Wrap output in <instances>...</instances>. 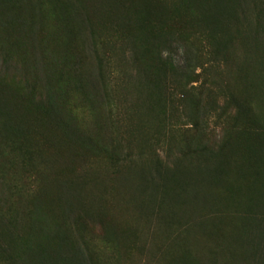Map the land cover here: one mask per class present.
Returning <instances> with one entry per match:
<instances>
[{
  "label": "rangeland",
  "instance_id": "rangeland-1",
  "mask_svg": "<svg viewBox=\"0 0 264 264\" xmlns=\"http://www.w3.org/2000/svg\"><path fill=\"white\" fill-rule=\"evenodd\" d=\"M211 3L17 0L0 51L20 73L4 82L45 103L35 43L83 45V70L100 60L105 71L101 99L92 108L70 91L66 113L86 138L97 116L102 142L49 148L4 132L0 112V264H264V0ZM136 21L175 36L160 51L179 65L183 43L197 82L184 90L167 72L154 94L127 39Z\"/></svg>",
  "mask_w": 264,
  "mask_h": 264
},
{
  "label": "trees",
  "instance_id": "trees-1",
  "mask_svg": "<svg viewBox=\"0 0 264 264\" xmlns=\"http://www.w3.org/2000/svg\"><path fill=\"white\" fill-rule=\"evenodd\" d=\"M10 1L12 2L9 3ZM210 2L213 3H211V7L215 11L217 7L221 8L226 4H233L234 0H210ZM7 6H10V8L5 12ZM17 7V0H0V33L3 28L6 30L8 27L15 25V22H18ZM71 17L74 18L76 15L71 14L70 17L67 15L64 18L65 28L70 27L71 23L75 21ZM68 19L71 20L70 24ZM77 29H80L79 25H77ZM128 31L131 35H127V39L131 41L133 46L132 58L133 60L136 59L138 74L141 75L144 83L148 81V76H152V84L149 89L154 94L159 91L158 76H163L167 72L172 73L174 77L179 79L178 82L184 90L186 84L197 82L195 81L196 76H193L194 73L188 69L190 67L191 69L194 67L201 69L202 65L196 62L198 59L195 61L193 57H188L192 53L186 49L183 43L180 47L172 46L174 52V48L183 49L181 53L185 57L183 56L180 65L174 63L169 58V54L162 57L160 49L175 44L174 35H167L163 30L155 32L152 27L143 24L141 21L133 23ZM35 35L33 32L30 37L33 38ZM35 45L33 72L40 76L36 79L38 83L35 85L39 87L41 93L45 96V103L34 100V88H28L25 85L24 89L19 87L17 89L14 83L4 82L3 78L7 72L18 74L20 71L18 61L14 60V55L10 49L8 48L2 53L0 51V112L2 111L1 114L4 117V129H2L12 135H27L34 132L35 136L43 138L42 141L46 142L44 144L49 148H51L52 143L61 146V144L65 145L66 142L73 144V146L77 145L80 149L88 142L97 146L102 142V129L97 123V116L93 117L96 122L92 123L94 126L91 131L92 134H90L92 136L86 138L85 135L79 132L72 116L66 113L65 106L70 91L77 93L86 102V105L88 104L92 108L98 104V100L101 99L99 89L105 75L101 61L96 60L91 68L83 70L82 67L86 64L84 59L80 58V53H84L83 45L78 52L68 54V46L66 45H63L61 49L55 45H45L44 43L41 45L35 43ZM192 60L195 65H193ZM202 72H204L203 69ZM189 74L193 77H188ZM183 94L185 95L186 92L184 91ZM187 101L191 109L198 106L194 98H188ZM240 112L244 116L249 112V109L246 106ZM13 119L14 125H16L14 127L12 126ZM257 135L260 136V134ZM190 140L186 141V150L191 146L189 145ZM257 142L252 147L238 144L236 152L243 154L244 151L246 152L250 148V151L254 153V149L260 150L262 146V142ZM45 262L49 264L48 259Z\"/></svg>",
  "mask_w": 264,
  "mask_h": 264
}]
</instances>
